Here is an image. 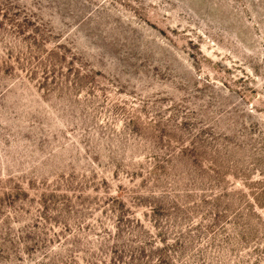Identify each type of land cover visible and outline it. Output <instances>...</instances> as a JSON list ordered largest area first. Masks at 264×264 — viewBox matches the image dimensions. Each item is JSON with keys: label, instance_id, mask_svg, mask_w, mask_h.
Listing matches in <instances>:
<instances>
[{"label": "rangeland", "instance_id": "374dc122", "mask_svg": "<svg viewBox=\"0 0 264 264\" xmlns=\"http://www.w3.org/2000/svg\"><path fill=\"white\" fill-rule=\"evenodd\" d=\"M0 264H264V0H0Z\"/></svg>", "mask_w": 264, "mask_h": 264}]
</instances>
